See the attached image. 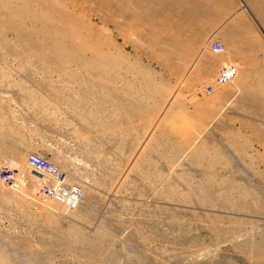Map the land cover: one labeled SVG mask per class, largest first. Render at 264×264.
<instances>
[{
	"label": "rangeland",
	"instance_id": "374dc122",
	"mask_svg": "<svg viewBox=\"0 0 264 264\" xmlns=\"http://www.w3.org/2000/svg\"><path fill=\"white\" fill-rule=\"evenodd\" d=\"M3 168L0 264H264V0H0Z\"/></svg>",
	"mask_w": 264,
	"mask_h": 264
},
{
	"label": "built area",
	"instance_id": "2783aa9c",
	"mask_svg": "<svg viewBox=\"0 0 264 264\" xmlns=\"http://www.w3.org/2000/svg\"><path fill=\"white\" fill-rule=\"evenodd\" d=\"M211 49L213 51H222L224 49V46L219 42H214L211 45ZM235 74L236 68L234 65H224L219 72L220 81H226L229 78H232ZM27 164L30 168V171L38 173L42 176H48L49 178H52L54 181H56L54 187L37 185L35 188V194H37L38 197L51 198L54 196H59L61 199L64 200V203L67 205L68 208H74L76 206L77 199L75 193H77V191L75 190V188H73L70 191V195H68V188H65L59 184V181L62 179V176L57 171V168L53 163H51L48 159L42 156L31 154L28 156ZM26 174L27 173H25L23 170L20 172V170H11L3 168L0 170V179L2 180V182H4V185L6 186L19 187L20 185H23ZM60 187H62L64 190Z\"/></svg>",
	"mask_w": 264,
	"mask_h": 264
},
{
	"label": "bare ground",
	"instance_id": "6f19581e",
	"mask_svg": "<svg viewBox=\"0 0 264 264\" xmlns=\"http://www.w3.org/2000/svg\"><path fill=\"white\" fill-rule=\"evenodd\" d=\"M214 42H219V41H214ZM214 42H213V43H214ZM213 43H212V44H213ZM219 43H221V42H219ZM212 44H211V45H212ZM221 44H222V43H221ZM222 45L224 46V44H222ZM212 51H213V50H212ZM224 51H225V46H224V49H223L222 51H213V52H215V53H222V52H224ZM229 65H231V64H229ZM223 66H224V65H223ZM223 66H222V67H223ZM222 67H221V68H222ZM221 68H220V69H221ZM230 79H231V78H229V79L226 80V81H222V82H221V81H220V75H219V81H220L221 83H227L228 81H230ZM30 155H31V154H30ZM27 159H28V157H27ZM27 159H26V161H27ZM26 164H27V163H26ZM27 166H28V164H27ZM5 169H11V168H5ZM11 170H13V169H11ZM57 171H58V169H57ZM58 172H59V171H58ZM59 173H60V172H59ZM0 181L2 182L1 179H0ZM25 181H26V177H25ZM25 181H24V182H25ZM24 182H23V184H24ZM2 183L4 184V182H2ZM20 186H22V185H20ZM20 186H19V187H20ZM45 186H46V185H45ZM9 188H11V189H17L18 187H12V186H10ZM37 197H38V196H37ZM44 199H49V198H44ZM253 247L255 248L254 250L257 251L258 253H259V252H264V234H263L261 240L259 241V244L257 243V244H255ZM257 252H256V253H257ZM259 254H260V253H259ZM0 256L3 257V255H2L1 253H0ZM2 259H3V258H2ZM28 263H29V262H28ZM31 264H32V263H31Z\"/></svg>",
	"mask_w": 264,
	"mask_h": 264
}]
</instances>
